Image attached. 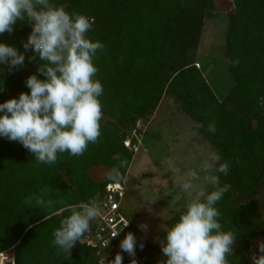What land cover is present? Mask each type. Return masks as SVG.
I'll return each mask as SVG.
<instances>
[{
    "label": "trees",
    "instance_id": "trees-1",
    "mask_svg": "<svg viewBox=\"0 0 264 264\" xmlns=\"http://www.w3.org/2000/svg\"><path fill=\"white\" fill-rule=\"evenodd\" d=\"M232 1L224 59L233 84L219 100L195 67V49L206 11L214 8L213 0H52L69 13L93 18L88 36L105 45L94 60L96 79L104 89L99 98L102 134L99 143L90 144L83 156L63 153L56 164L39 166L19 142L0 137V253H10L11 264H100L96 249L83 242H77L70 259L58 255L52 245L53 232L70 214L65 205L95 197L98 202L106 184L111 183L93 181L88 175L91 167L112 169L117 163L113 156L119 153L127 161L121 169L125 177L138 144L131 133L154 113L165 95L176 98L180 109L195 124L203 125L199 131L219 154L220 162H228L227 175L218 176L221 186L231 187L217 204L223 230L238 233L234 256L228 259L230 264H251L249 247L264 239V213L258 196L264 191V0ZM30 32L27 23L18 21L11 34H0V42L23 52L21 42ZM32 54L28 52L26 57ZM37 67L38 61L26 58L23 68L0 77L5 89L0 91V103L30 92L25 80ZM212 122L215 133L208 130ZM126 140L129 145L124 144ZM44 188L49 189L46 199L65 203L51 209L36 207L34 200L25 203ZM183 211L172 214L167 228ZM128 232L148 252L166 259L159 244L165 232L152 243L144 240L132 221Z\"/></svg>",
    "mask_w": 264,
    "mask_h": 264
},
{
    "label": "clouds",
    "instance_id": "clouds-1",
    "mask_svg": "<svg viewBox=\"0 0 264 264\" xmlns=\"http://www.w3.org/2000/svg\"><path fill=\"white\" fill-rule=\"evenodd\" d=\"M18 21L27 23L31 32L21 42L23 52L0 42V65L4 66L0 68V77L23 68L26 58L29 62L38 61V67L25 80L30 92H21L18 98L0 103V137L19 142L33 154L37 166L54 165L63 153L83 156L90 144L99 143L102 134L103 106L99 98L104 89L96 79L98 68L94 60L105 45L88 36L94 19L77 12L69 13L52 0H0V34H11ZM28 52L33 54L26 57ZM37 73L44 79L38 78ZM2 85L0 91H5ZM202 126L195 124L197 128ZM208 130L215 133L214 122ZM113 160L117 163L106 179L118 186L125 179L121 169L127 161L119 153ZM220 160L218 153L209 151L196 168H189L179 180L180 192L166 194L176 203L184 199V211L159 241L166 259L158 260L157 264H230L228 257L234 256L238 233L223 230L222 213L217 208L231 187L220 185L217 173L227 175L229 169L228 162ZM208 187L212 190L206 191ZM48 192L44 188L40 195L26 198L25 203L32 204L34 200L40 209L65 203L46 199ZM65 210L70 214L54 230L52 245L67 260L103 212L95 198L65 205ZM129 223L127 219L120 230L113 232L112 238ZM138 227L146 238L149 226L140 223ZM136 246L137 237L128 232L120 241V251L107 264H122V253L132 258L131 264H137ZM144 246L143 242L139 243L141 250ZM251 264H264V241L258 242V254H251Z\"/></svg>",
    "mask_w": 264,
    "mask_h": 264
},
{
    "label": "rangeland",
    "instance_id": "rangeland-1",
    "mask_svg": "<svg viewBox=\"0 0 264 264\" xmlns=\"http://www.w3.org/2000/svg\"><path fill=\"white\" fill-rule=\"evenodd\" d=\"M213 1L214 8L206 11L201 38L195 49V62L199 63V68L195 67L202 71L215 96L221 100L233 84L224 53L227 15L234 11V3L232 0ZM131 136L138 144L121 184V209L136 229L140 230V223L149 226L144 240L152 243L166 231L167 220L185 203L184 199L173 202L166 194L179 193L178 182L187 170L196 168L209 151H216L195 127L194 120L180 109L178 100L169 95L162 97L154 113L143 120ZM110 170L104 165L93 166L88 175L93 181L102 183ZM210 190L211 187L206 189ZM258 196L264 213V191ZM79 202L87 201L73 204ZM141 234L145 237V233L141 231ZM258 242L254 244L256 252ZM137 245L138 255L149 263L157 264L163 259ZM107 261L110 260L105 259V264ZM0 264H11L10 253H0Z\"/></svg>",
    "mask_w": 264,
    "mask_h": 264
},
{
    "label": "built area",
    "instance_id": "built-area-1",
    "mask_svg": "<svg viewBox=\"0 0 264 264\" xmlns=\"http://www.w3.org/2000/svg\"><path fill=\"white\" fill-rule=\"evenodd\" d=\"M195 65L199 68L198 62H195ZM124 144L129 145V140H126ZM121 184L122 183L118 186L111 183L106 184L102 197L98 201L102 208L103 215L95 220V225L92 226L90 232L87 233L82 240L86 245L96 249L100 264H102L104 258L107 260H113L115 258L116 253L120 251V241L127 234L129 227V225L128 227H124L119 235L112 238L113 232L120 230L123 227V223L128 219L121 209V198L123 196ZM106 244H108L107 247L105 246ZM249 250L251 254L256 252L253 244L249 247ZM256 253L258 254V252ZM122 255V264H131L132 258L129 257L127 253H122ZM136 259L137 264H151L138 255L137 246Z\"/></svg>",
    "mask_w": 264,
    "mask_h": 264
}]
</instances>
